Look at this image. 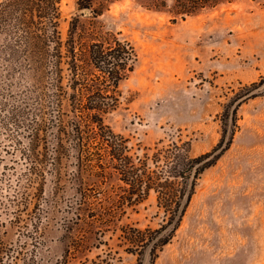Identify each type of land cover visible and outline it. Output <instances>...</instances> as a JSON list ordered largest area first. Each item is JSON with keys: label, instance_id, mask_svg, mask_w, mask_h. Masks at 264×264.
Wrapping results in <instances>:
<instances>
[{"label": "trees", "instance_id": "1", "mask_svg": "<svg viewBox=\"0 0 264 264\" xmlns=\"http://www.w3.org/2000/svg\"><path fill=\"white\" fill-rule=\"evenodd\" d=\"M221 1L174 0V12L188 15ZM60 2L0 0V264H39L54 208L68 198L65 238L113 228L138 264L146 252L153 264L174 238L197 181L229 149L238 107L256 97L264 77L223 106L210 151L192 157L190 142L170 139L151 156L133 154L105 119L118 107L115 89L133 71L135 52L111 33L78 34L82 13L63 39ZM96 8L95 0H77L79 11L97 15ZM150 192L158 227H116L123 207L135 208Z\"/></svg>", "mask_w": 264, "mask_h": 264}, {"label": "rangeland", "instance_id": "2", "mask_svg": "<svg viewBox=\"0 0 264 264\" xmlns=\"http://www.w3.org/2000/svg\"><path fill=\"white\" fill-rule=\"evenodd\" d=\"M173 4L95 0V15L79 11L77 0L60 2L63 39L82 13L78 34L111 33L135 52L133 71L115 89L118 107L105 119L133 154L151 156L170 139L190 142L192 157L210 151L220 138L223 106L264 77V0H224L188 15L175 14ZM253 92L238 107L229 149L197 181L174 238L153 264H264V83ZM69 200L54 208L39 264H138L113 228L65 238ZM155 205L150 192L135 208L124 206L116 227L155 229L161 217ZM141 258L149 264L148 252Z\"/></svg>", "mask_w": 264, "mask_h": 264}]
</instances>
